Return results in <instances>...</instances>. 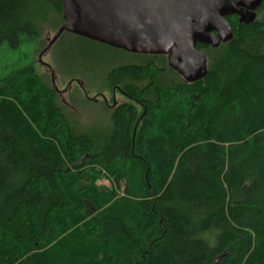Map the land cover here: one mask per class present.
Segmentation results:
<instances>
[{
	"label": "trees",
	"instance_id": "1",
	"mask_svg": "<svg viewBox=\"0 0 264 264\" xmlns=\"http://www.w3.org/2000/svg\"><path fill=\"white\" fill-rule=\"evenodd\" d=\"M227 20L193 83L74 35L67 67L93 46L145 58L108 72L110 101L130 98L97 127L33 65L0 76V264H264V1L253 24ZM63 23L61 0H0V48Z\"/></svg>",
	"mask_w": 264,
	"mask_h": 264
},
{
	"label": "water",
	"instance_id": "2",
	"mask_svg": "<svg viewBox=\"0 0 264 264\" xmlns=\"http://www.w3.org/2000/svg\"><path fill=\"white\" fill-rule=\"evenodd\" d=\"M263 1L61 0L64 23L47 37L40 61L67 32L131 54L167 56L169 67L193 83L209 72L208 57L197 45L219 48L231 42L227 18L253 24Z\"/></svg>",
	"mask_w": 264,
	"mask_h": 264
},
{
	"label": "rangeland",
	"instance_id": "3",
	"mask_svg": "<svg viewBox=\"0 0 264 264\" xmlns=\"http://www.w3.org/2000/svg\"><path fill=\"white\" fill-rule=\"evenodd\" d=\"M58 30L44 27L39 40L23 41L18 47L4 43L0 48V76L33 65L38 74L47 84L56 85L59 103L65 105L66 113L71 118H77L90 126L97 127L101 120H108L113 109L108 107L111 92L106 86L108 72L123 64L143 62L145 58L124 54V52L93 46L97 52L88 57L74 54L78 65L67 67L63 65V52L69 51L77 42L73 34L67 33L43 56L40 55L49 45L48 36L53 38ZM209 60V55H207ZM65 62V60H64ZM70 85V87H69ZM126 99L117 95L118 105ZM98 185L107 189L111 182L106 177L98 181Z\"/></svg>",
	"mask_w": 264,
	"mask_h": 264
},
{
	"label": "flooded vegetation",
	"instance_id": "4",
	"mask_svg": "<svg viewBox=\"0 0 264 264\" xmlns=\"http://www.w3.org/2000/svg\"><path fill=\"white\" fill-rule=\"evenodd\" d=\"M70 87V85H69ZM120 95V97H123L124 99H128L130 98L127 94H125V92L121 89V88H116L114 89L113 91V98H114V101L111 105H109V102L108 100L105 99V102L106 104L108 103V107L111 108V109H114L115 107L118 106V103H117V95ZM140 108H141V105L139 104Z\"/></svg>",
	"mask_w": 264,
	"mask_h": 264
},
{
	"label": "bare ground",
	"instance_id": "5",
	"mask_svg": "<svg viewBox=\"0 0 264 264\" xmlns=\"http://www.w3.org/2000/svg\"><path fill=\"white\" fill-rule=\"evenodd\" d=\"M71 187V186H70ZM78 207V206H77Z\"/></svg>",
	"mask_w": 264,
	"mask_h": 264
}]
</instances>
